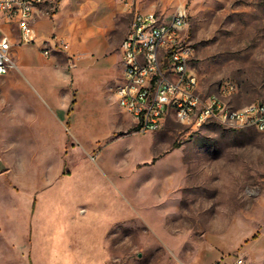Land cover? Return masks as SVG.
I'll use <instances>...</instances> for the list:
<instances>
[{
  "label": "rangeland",
  "instance_id": "374dc122",
  "mask_svg": "<svg viewBox=\"0 0 264 264\" xmlns=\"http://www.w3.org/2000/svg\"><path fill=\"white\" fill-rule=\"evenodd\" d=\"M46 6L53 12L57 2ZM179 8L189 16L201 91L232 81L237 91L224 102H264V0H136L131 22L135 12L171 20ZM129 29L124 21L108 36L115 55ZM5 32L0 22V39ZM114 75L96 73L91 93L73 92L66 142H36L43 128L6 103L11 89L2 96L0 264H92L90 224L70 219L73 198L86 200L78 178L108 185L93 192L102 204L88 207L111 231V264H264V133L217 122L193 129L170 116L159 131L135 134Z\"/></svg>",
  "mask_w": 264,
  "mask_h": 264
},
{
  "label": "crops",
  "instance_id": "0c3cea01",
  "mask_svg": "<svg viewBox=\"0 0 264 264\" xmlns=\"http://www.w3.org/2000/svg\"><path fill=\"white\" fill-rule=\"evenodd\" d=\"M55 1L57 6L53 12L47 9L46 3L37 7L32 23V43L20 44L21 33L18 26L0 21L8 27L4 36L15 44L13 56L18 66L17 70L0 76V82L4 83L0 88V108L3 106L2 96L10 93L11 89L12 97L6 103L12 109L17 107L22 110L30 123L43 128L35 131L39 136L36 142L44 143L66 142L65 128L70 123L74 91L91 93L92 79L96 73L109 71L115 74V78L119 77L117 82L121 80L122 55H115L112 51L108 36L117 24L124 21L131 29V13L136 5V0ZM130 29L121 37V44ZM62 42L69 44V52L60 48ZM46 50L49 52L48 56L45 55ZM27 131L32 136L34 130ZM24 141L34 140L27 138ZM74 187L82 190L81 197L86 200L83 204L79 200L82 198H73L71 202L75 208L70 219L77 226L82 224L83 218L90 224V262L111 264V231L107 229L102 232L98 228L103 223V215L97 209L88 207L92 202L102 204L101 199L94 200L93 192L101 196L108 190V185L103 182L86 185L84 178H78ZM49 191L51 190L45 189L42 192L46 194ZM101 204L97 206L100 207Z\"/></svg>",
  "mask_w": 264,
  "mask_h": 264
},
{
  "label": "built area",
  "instance_id": "2783aa9c",
  "mask_svg": "<svg viewBox=\"0 0 264 264\" xmlns=\"http://www.w3.org/2000/svg\"><path fill=\"white\" fill-rule=\"evenodd\" d=\"M55 0H0V21L15 24L21 33L20 44L34 41L32 23L39 5ZM190 28L186 8H179L176 19L165 20L155 12H136L131 29L121 44L123 75L117 85L123 92L114 95L120 111L130 119L135 134L159 131L168 117L199 129L205 121H223L234 129H254L264 133V102L236 108L222 103V96L231 97L237 86L217 93L201 91L199 79L191 68L194 49L188 38ZM14 42L7 36L0 39V76L18 66L13 56ZM60 48L69 52L67 42ZM45 55L49 52L46 50ZM215 264H244L234 262Z\"/></svg>",
  "mask_w": 264,
  "mask_h": 264
},
{
  "label": "bare ground",
  "instance_id": "6f19581e",
  "mask_svg": "<svg viewBox=\"0 0 264 264\" xmlns=\"http://www.w3.org/2000/svg\"><path fill=\"white\" fill-rule=\"evenodd\" d=\"M174 19H176V13L174 14V16L172 17L171 20H174ZM224 89H227V88H224ZM116 92H123V85H117L116 86ZM222 103H226V102H224L222 100ZM207 122H217V123H220V124L224 125L223 121H205V123H207Z\"/></svg>",
  "mask_w": 264,
  "mask_h": 264
},
{
  "label": "water",
  "instance_id": "95a60500",
  "mask_svg": "<svg viewBox=\"0 0 264 264\" xmlns=\"http://www.w3.org/2000/svg\"><path fill=\"white\" fill-rule=\"evenodd\" d=\"M0 168L3 169V166L1 165Z\"/></svg>",
  "mask_w": 264,
  "mask_h": 264
}]
</instances>
